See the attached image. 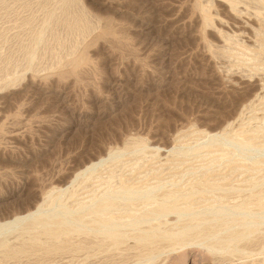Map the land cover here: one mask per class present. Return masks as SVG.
I'll list each match as a JSON object with an SVG mask.
<instances>
[{
	"label": "rangeland",
	"instance_id": "374dc122",
	"mask_svg": "<svg viewBox=\"0 0 264 264\" xmlns=\"http://www.w3.org/2000/svg\"><path fill=\"white\" fill-rule=\"evenodd\" d=\"M0 264H264V0H0Z\"/></svg>",
	"mask_w": 264,
	"mask_h": 264
},
{
	"label": "bare ground",
	"instance_id": "6f19581e",
	"mask_svg": "<svg viewBox=\"0 0 264 264\" xmlns=\"http://www.w3.org/2000/svg\"><path fill=\"white\" fill-rule=\"evenodd\" d=\"M84 55V54H83ZM85 56V55H84ZM85 58V57H84ZM85 60V59H84ZM83 61V58L80 56V58H78L77 60H75V62H74V66H78L81 62ZM85 168H87V167H85ZM84 168V169H85ZM85 172V171H84ZM79 173V172H78ZM78 175V174H77ZM72 182V181H71ZM244 212V211H243ZM30 215V213H28V214H26L25 216H17V217H14V218H10V220H7V221H5L4 223H2V225L3 226H6V225H11V224H14V223H16V222H18V221H20V220H22V219H24V218H27V216H29ZM242 224V223H241Z\"/></svg>",
	"mask_w": 264,
	"mask_h": 264
}]
</instances>
